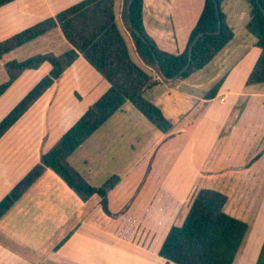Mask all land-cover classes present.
<instances>
[{
    "label": "crops",
    "instance_id": "obj_1",
    "mask_svg": "<svg viewBox=\"0 0 264 264\" xmlns=\"http://www.w3.org/2000/svg\"><path fill=\"white\" fill-rule=\"evenodd\" d=\"M80 1L82 0H17L0 8V13L6 12L7 15L22 19L43 13L42 21ZM204 2L205 0H143L145 32L160 50L171 54L184 52L189 35L202 13ZM238 3L241 4L242 0H223L221 3V11L234 37L207 66L174 86L160 83L144 94H156L163 90L169 99L175 94L190 104L177 112L171 109L178 106L168 108L169 113H176L175 117L167 116L164 108H160L173 128L167 134L155 128L161 136L151 146L148 153L151 158L144 160L150 162H144V165L157 161L162 145H167L171 152L169 154L163 151L158 156L167 172L157 179L158 185L152 187V195L145 197L146 201L143 197L141 202L137 200L138 214H145L141 225L139 224L140 231H143L142 239L131 243L122 240V243L126 242L124 256L131 261L166 264L157 254L164 238L152 231L163 229L166 236L169 225L177 220L175 215L194 198L197 183H201L203 189L224 194L227 202L223 211L248 225L233 264L256 263L264 240V84H246L260 51L255 46L254 37L250 39L244 33L238 39L233 13ZM31 6L35 9L33 12ZM248 17V11L242 9L239 16L241 26L252 36L246 29ZM246 38L248 42L245 41ZM54 41L58 43V48H53ZM36 42L46 45L42 51L44 54L58 56L72 49L60 29L56 28L9 54ZM46 65L49 66L45 63L40 68H45ZM205 70L207 73H204ZM49 72L50 66L47 73ZM217 83H220L217 93L209 98V92ZM108 89L107 81L79 57L33 104L0 139V142L5 140L21 124L20 128L24 129L26 137L32 135L33 130L36 131L33 132V145H7V150L0 152V201L39 163L41 154L49 151ZM199 90H202L201 93ZM149 101L154 103L153 100ZM131 108H134L131 104H125L86 140L75 151V154L78 152V158L85 163L91 159L85 146L90 144L94 136H98L96 134H100L98 141L96 140L99 142L97 147L101 150L107 147L126 149V164H129L130 155L134 156L137 145L134 127L132 134L131 128H128L127 134L122 124L119 126L122 127L120 130L114 125L108 127V124L119 114L121 123L126 117L131 118ZM114 130L116 138L121 137V140L110 145L107 139H113L111 134ZM103 142L105 145H102ZM11 149L15 151V156L22 157L28 150L30 158L28 156L27 159L22 158L19 163L15 161L12 164L11 157L14 153L9 152ZM18 149L24 153L17 154ZM113 154L110 153V156ZM114 156H117L116 162L120 160L125 164L123 153H115ZM70 164L72 165L71 162ZM6 166H10L9 170L21 168L14 171L16 176L13 177L14 174L9 173ZM22 167L24 170L20 172ZM143 171L146 173L148 169ZM114 175L120 181L108 194L110 214H106L98 196L83 202L53 171L46 170L0 220V264H105V255L109 264H120L118 228L116 232H106L102 222H118L119 218L111 214L119 213L122 207H128V201L133 198L134 193L145 188L148 181L155 182V179L151 178L149 172L137 175L134 161L131 168L128 166L126 174L111 176ZM128 179L134 185L128 193L120 196L121 185ZM115 204L116 209L113 208ZM130 209L126 213L136 214ZM154 237L155 242L152 241Z\"/></svg>",
    "mask_w": 264,
    "mask_h": 264
},
{
    "label": "trees",
    "instance_id": "obj_2",
    "mask_svg": "<svg viewBox=\"0 0 264 264\" xmlns=\"http://www.w3.org/2000/svg\"><path fill=\"white\" fill-rule=\"evenodd\" d=\"M17 0H0V8ZM223 0H205L202 13L191 31L187 48L180 54L160 50L143 26V0H82L0 42V60L10 52L59 28L72 49L61 54H38L23 61L4 65L7 82L0 86V96L25 72L43 64L50 72L0 122V139L33 104L58 81L64 72L82 57L107 83L109 89L47 152L0 201V220L46 172L53 171L83 201L100 198L106 214L108 194L120 178L111 176L100 186L91 185L69 163V158L125 104H131L158 131L169 133L173 124L161 109L144 97L147 90L160 83L176 85L207 66L233 39L221 11ZM249 7L247 31L255 38L259 57L246 84H264V0H245ZM120 2L119 20L115 4ZM218 5V9L216 8ZM138 32L140 36L136 33ZM191 64L189 49L195 39ZM127 39L142 66L129 53ZM160 67V69H159ZM214 85L209 98L217 93ZM227 197L215 190H199L182 226L169 229L159 250L166 264H233L243 243L248 225L228 216L223 207ZM255 264H264V240Z\"/></svg>",
    "mask_w": 264,
    "mask_h": 264
},
{
    "label": "rangeland",
    "instance_id": "obj_3",
    "mask_svg": "<svg viewBox=\"0 0 264 264\" xmlns=\"http://www.w3.org/2000/svg\"><path fill=\"white\" fill-rule=\"evenodd\" d=\"M68 5L71 3H67ZM32 7V6H31ZM119 9H120V2H117L115 4V12L117 14V22L120 24V20H119ZM244 9L245 12L248 11V15H249V9H248V5L246 4L245 0H242V3L239 4L237 6L234 7L233 9V13L235 14V21L234 24L236 26V30L239 34L238 39L240 37H242L244 33H246V35H248L247 37H250V39H253V36H249V34H247V32H245V29L241 26V22L239 20V16H240V12L241 10ZM35 9L32 7L31 11L33 12ZM27 12V11H26ZM40 12V9H39ZM43 13H39V14H34L33 16L26 18L23 17H14V15H10V14H6V12H1L0 13V41H4L8 38H10L11 36L17 34L18 32L27 29L31 26L36 25L37 23H39L41 21L42 15ZM26 15V14H25ZM12 18V19H11ZM249 20V17H248ZM54 40H57L56 38H54ZM246 42H248V38L245 39ZM128 42V47H129V53L131 55L132 60L140 65L141 63L139 62V60L135 57L134 53H133V49L127 39ZM45 44H39V43H34L31 44L29 46H26L22 49H19L16 52H13L12 54H8L6 56H4L1 60H0V86L5 84L7 82V75L4 69V65L10 61H23L26 60L30 57H33L35 55L38 54H44L42 53V51L44 50L43 48ZM46 46V45H45ZM56 47L58 48L59 45L58 43L56 44V42L54 41L53 44V48ZM48 68L49 66L46 65V67H42L38 70L35 71H27L25 73H23L6 91L5 93L0 96V122L6 117V115L26 96V94L32 90V88L43 78L45 77L48 73ZM207 70H205L204 73ZM203 77L204 75L201 74ZM204 88L205 85L203 86ZM162 91V93H161ZM160 92H157L156 94H154L155 92H150L149 94L144 95V97L147 100H153L154 101V105H156L159 108H164L165 110V114L169 117H175L176 113H169L168 108L170 109L171 106H178V107H174L171 110H174L175 112L180 111V110H184L188 107V105L190 103H188L184 98H178L175 96V94L173 95L172 99L168 98L166 96V94L163 92V90H161ZM200 91V90H199ZM202 91V90H201ZM200 91V93H201ZM162 95V97H160ZM169 99V100H168ZM168 101V102H167ZM161 106V107H160ZM132 109V113L133 116H131V118H127L123 119L122 123L120 122L119 118H120V114L118 116H115L113 119L110 120L109 122V126L108 127H112V125L115 126V128L117 129H121L122 127L126 128L125 133H127L128 128H131L130 130V134H132V128L134 127L135 130V136H136V140H137V145L135 146V152H134V156L132 157V155H130V161L129 164H126L127 160H128V151L126 149H118L116 147L110 148L108 149H99L97 147V145H99V142H96L97 139H99L100 134H96L98 136H94V138L91 140L90 144L85 146V149H87L90 154H91V159L85 163L83 160H81L79 157L78 152L77 154H75L76 152L73 153L74 156H72L70 162L72 163V165L74 166L73 168L79 172V174H81L83 177L86 178V180L93 186H97L101 183H103L104 181H106L107 179L110 178V176L112 174H118L119 176H123L124 174L127 173L128 170V166L133 164V161L136 163V174L137 175H143V174H150L152 179L151 181H148L146 183V187L143 188L141 191H137L136 193H134L133 198L129 199V206L128 207H119L121 208L119 213L116 214H111L112 216H114L115 218H119L118 222H113L112 224L110 222H106L103 221V229L106 232H116L119 234V253H120V264H141V262H136V261H131L128 258H125L123 251L125 250V243H122V240L125 241H130L128 243H131L132 241L134 242H139L142 239L143 236V231H140L139 226L141 225L140 222L143 220V217L145 216V214H138V209L137 206L139 203H137V200H141V198L143 197L144 200L146 201L147 196H151L152 195V187H156V185H158V181L157 179H160L161 176H163L166 172L167 169L165 166L161 165V158L158 159V156L160 157L161 154L163 153V151H167L169 154L171 151L168 150L167 145H162L159 148L158 151V156H157V161L154 162V164H150V165H144L147 162H150V160H146L144 161L146 158H148V153L151 150V146L154 144V142L156 141V139L161 136L160 133L152 127V125L149 124V122L134 108ZM119 121V122H118ZM118 122V123H117ZM119 124V125H117ZM120 124H122V127ZM22 126V124L20 126H18L15 130H13L11 132L10 135L7 136V138H5V140H3L2 142H0V152H5L4 150H7V145H33V137L34 134L33 132H36L35 130H33V132H31L32 135H27V137L24 135V129L20 128ZM114 129V127H113ZM32 131V130H31ZM112 131V130H111ZM128 134V133H127ZM111 136L113 137L112 140L107 139V141L110 143V145H114L115 143H118L121 140V137L118 139L116 138V131L114 130L113 133L111 134ZM110 135H108V137L111 138ZM98 141V140H97ZM102 145H105V143L103 142ZM31 148V147H30ZM101 150V151H99ZM107 150V151H106ZM99 151V152H97ZM10 153H14L13 157H11L12 160V164L15 163H19L21 161V159H27V157L30 155V152L27 150L26 153H24L22 150L18 149L17 150V154H22L24 153L23 157L18 155L15 156V151L11 149V151H9ZM123 153V157L126 159L125 160V164L123 162H120V160H117L116 162V157L114 156V154L112 156H110V153ZM28 153V154H27ZM166 153V152H165ZM30 158V156L28 157ZM151 158V157H149ZM169 160V159H168ZM170 161V160H169ZM69 162V163H70ZM145 162V163H144ZM24 164H27L26 162H24ZM18 165V164H17ZM7 169H10V166H6ZM3 168V167H2ZM21 168V167H20ZM16 169L19 171V169ZM147 170L148 171L146 173H144L143 170ZM14 170V168H12L11 170H9V173L11 172V174H14L16 171ZM24 168L22 167V169L20 170V172H23ZM10 174V175H11ZM1 175V174H0ZM8 175V177L10 178L11 176ZM16 175L14 174L13 177H15ZM144 182V181H143ZM134 185V182L131 179L126 180L122 185L121 188L119 190V192L122 194L120 196H123V194L128 193V191L132 188V186ZM201 183H197V189L194 190V194H196L199 190H202L203 188L201 187ZM154 187V188H155ZM210 190V189H209ZM194 196V195H193ZM193 199V197H192ZM191 201L188 203L187 206L182 207L180 210V213H177L175 215V218H177L176 221H174L173 223H171L169 225V227H173V226H177L180 227L182 226L190 205H191ZM149 200V199H148ZM136 202V203H135ZM141 202V201H140ZM135 203V204H134ZM114 209H116V204L115 207H113ZM134 210V212L137 214H128L126 213L127 209ZM115 213V212H114ZM140 224V225H139ZM169 228V229H170ZM168 229V231H169ZM163 229L161 231H152L155 234H157V236H162V238L165 239V234L163 233ZM167 231V233H168ZM167 235V234H166ZM165 236V237H164ZM146 238H147V233H146ZM156 238L154 237L152 239L153 242H155ZM164 241V240H163ZM163 243V242H162ZM129 245V244H128ZM107 253V252H106ZM158 254V253H157ZM124 258H123V257ZM159 256V255H158ZM108 257L105 255V264H109V261L107 260Z\"/></svg>",
    "mask_w": 264,
    "mask_h": 264
},
{
    "label": "water",
    "instance_id": "obj_4",
    "mask_svg": "<svg viewBox=\"0 0 264 264\" xmlns=\"http://www.w3.org/2000/svg\"><path fill=\"white\" fill-rule=\"evenodd\" d=\"M132 2H133V0H130L129 7H130V5H131ZM216 8L218 9V5H216ZM263 13H264V11H263ZM136 33L140 36V34H139L138 32H136ZM201 36H203V34L199 35V36L195 39V41L193 42V44L191 45V47H190V49H189V61H188V64L186 65V67L182 70V72L185 71V70H187L188 67L190 66V64H191V59H192V51H193V47H194L196 41H197ZM159 69H160V67H159Z\"/></svg>",
    "mask_w": 264,
    "mask_h": 264
},
{
    "label": "built area",
    "instance_id": "obj_5",
    "mask_svg": "<svg viewBox=\"0 0 264 264\" xmlns=\"http://www.w3.org/2000/svg\"><path fill=\"white\" fill-rule=\"evenodd\" d=\"M222 101H224V99H221Z\"/></svg>",
    "mask_w": 264,
    "mask_h": 264
}]
</instances>
